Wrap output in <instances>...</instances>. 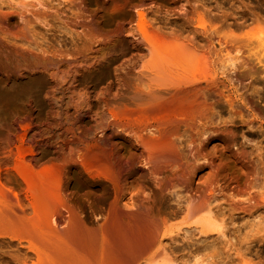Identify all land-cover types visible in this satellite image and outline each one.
Here are the masks:
<instances>
[{
    "label": "bare ground",
    "instance_id": "1",
    "mask_svg": "<svg viewBox=\"0 0 264 264\" xmlns=\"http://www.w3.org/2000/svg\"><path fill=\"white\" fill-rule=\"evenodd\" d=\"M112 1L114 0H100L104 4ZM0 2H7L5 6L0 5V22L8 23H16V17H8L9 12L4 7L9 9L13 3L36 6V3H24L23 0ZM149 2L151 0H126L125 6L115 5L111 9H120L118 27L115 30L118 35L122 33L123 25L130 21L132 12L134 17L136 15L134 24L142 33L140 42H128L118 36L105 47L96 36H91L83 49L74 51L79 56L72 60L67 59V54L61 52H56L55 56L53 54L54 59L49 60V57L31 50V54L43 62L32 66L40 73L31 77L28 85H39L45 95H52L56 106L62 101V97L55 94L56 88L59 84L66 85L64 88L69 90L68 102L73 112L77 111L78 103L82 102L79 105L82 104L86 114L81 120L88 130L93 133L100 132L101 135L109 124L113 128L111 132H104L103 142L96 135L89 137L76 155L71 150L64 154L62 150L52 146L47 138H41L32 124L35 117L31 115L26 102L18 115L7 123L4 138L0 139V221L17 226L26 234L24 258L34 256V264H133L155 242L161 244V239L157 238L158 226L147 220L139 225L140 239L118 243L100 241L92 221L74 214L68 200L76 202L83 195L98 197L104 188V171L118 166L117 159L120 156L127 157L129 176L139 177L142 171L136 165H147L154 156H158L156 152L153 155L147 148L156 142V137L152 134L160 132L159 129L154 130L155 127L148 118L167 105H172L173 113L164 114V124L180 123L186 130L196 129L197 135L203 134V130H210L205 141L199 140L201 144H196V140L192 141L194 160L178 164L180 175L184 179L182 181L188 186L196 185L197 190L201 188L203 193L223 185L232 188L237 194H245L249 190L252 168L243 149H233L237 143L233 136L234 131L225 124L213 129L207 128V125L211 124L214 108L222 98L227 102L229 112L237 115L240 113L233 108L229 95L222 90L224 85L220 84L222 80H219L215 67L216 60L224 55L221 60L227 64L222 61L223 65L220 66L232 65L233 71L245 69L238 72L243 76L260 74L262 70L258 71V67L254 66L259 63L264 66V32L256 30L230 39L217 36V50L212 41H208L204 47L187 38L164 45V42L145 33L143 9ZM164 2L169 4L167 9L171 12L178 5V0ZM188 20L195 32H204L208 28L201 13L193 12ZM79 26L83 32L91 28L97 34L102 29L95 16L89 21L82 17ZM133 26V22H130V33ZM209 30L216 34L211 26ZM90 42H96L97 45L92 46ZM108 54H111L110 58L106 57ZM99 58L108 60L105 67L95 66ZM120 59L127 62L124 63L128 65L125 72L127 78L138 80V84L130 90L112 91L110 79L115 75L109 72L108 67L112 62H120ZM253 60L256 61L252 65ZM236 61L239 63L236 64ZM91 67L99 70L93 71L95 77H91L92 72L87 71ZM15 79L16 76H0V81L6 84L14 82ZM104 82L105 90L97 93V86ZM30 86L23 87L19 94L23 96L29 92ZM69 94L67 92L64 95ZM65 99L66 97L64 101ZM45 105L49 106V103ZM121 105L132 106L130 109L135 108L142 114L143 121L139 127L145 132L135 135L133 130H127L119 122L116 108ZM68 111L65 110V113ZM26 119L29 122L22 124ZM164 145L167 146L164 157L178 156L181 159L176 147L168 146V142ZM203 169L208 170L205 180L202 178ZM201 181L203 185L198 183ZM142 192L144 188L135 178L125 181L115 191L118 199L111 210L116 213L131 210L130 200L136 201V194ZM213 192L215 190L201 195L203 198L199 196L202 200L195 203L196 206L192 207L194 209L189 210V218L195 224L194 228L201 231L215 230L217 235H223L222 226L213 219L212 207L208 202L214 196ZM60 208L67 214L64 226H60L57 215ZM137 208H142V204ZM254 216L255 213L252 218ZM256 220L257 217L253 222ZM166 260L160 263H169Z\"/></svg>",
    "mask_w": 264,
    "mask_h": 264
},
{
    "label": "rangeland",
    "instance_id": "2",
    "mask_svg": "<svg viewBox=\"0 0 264 264\" xmlns=\"http://www.w3.org/2000/svg\"><path fill=\"white\" fill-rule=\"evenodd\" d=\"M125 1L114 0L104 4L100 0H23L24 3H36V6L13 3L9 9L4 7L9 12L8 17H16V23L0 22V76H16V79L7 84L0 81V139L4 138L7 123L18 115L25 102L29 105L31 115L35 117L32 124L41 138H47L52 146L62 150L64 154L71 150L77 155L89 137L96 135L103 142L104 132L113 131L110 124L101 135L100 132L88 130L81 120L86 114L82 104L79 105L82 102L78 103L77 111L73 112L68 102L69 90L64 88L66 85L59 84L56 88L55 94L62 97L57 106L52 95H45L39 85H28L30 78L40 73L32 66L43 62L31 54V50L49 57V60L54 59L56 52L67 54V59L72 60L79 56L74 51L83 49L91 36H96L105 47L118 36L128 42H140L142 33L134 21L131 33L128 31L124 35H118L115 31L120 9H111L115 5L125 6ZM0 3L1 6L7 5V2ZM168 5L164 0H151L143 9L145 33L164 42V45L187 38L204 47L208 41H212L217 50V36L230 39L256 30L264 32V0H178V5L172 12L167 9ZM193 12L201 13L206 20L208 28L204 32H195L192 23L187 21ZM93 16L102 25L99 34L91 28L83 32L79 26L82 17L89 21ZM210 26L215 29L216 34L209 30ZM90 44L97 45L96 42ZM223 56L216 60L215 65L219 80H222L220 84L224 85L222 90L229 95L233 108L240 113L237 115L229 112L228 104L222 98L215 106L211 124L207 128L213 129L223 124L229 126L237 141L233 149L242 148L252 168L249 192L237 194L227 185L216 186L214 196L208 199L212 217L221 224L223 235H217L215 230L201 231L190 222L189 210L194 209L192 207L196 206L195 203L202 200L201 195L214 190L203 193L201 188L197 190L196 185L188 186L182 181L184 179L178 165L194 160L192 141L196 140V144H201L199 140L205 141L210 130H203V134L197 135L196 129L186 130L180 123L164 124V114L173 113L172 105L161 108L148 118L155 127L154 130L159 129L160 132L152 134L156 137V142L147 148L158 156H154L147 165H136L142 171L139 177L129 176L127 157L120 156L117 159L118 166H115L114 161L115 167L104 171V188L98 197L83 195L76 202L68 200L74 209L71 211L84 220H91L100 241L105 243L140 239L139 225L144 220L156 224L159 233L157 238L161 239L162 245L155 242L133 264H162L160 262L166 259L172 264H264V66L260 63L254 66L258 67V71L262 70L260 74L243 76L238 72L245 69L233 71L232 65L220 66L223 65ZM106 57L110 58L111 54ZM255 61L253 60L252 65ZM107 62V59L99 58L95 66L105 67ZM120 62L118 60L107 66L109 72L115 75L110 79L112 91L130 90L138 84V80L125 75L128 65L124 63L127 62L124 59H120ZM118 63L121 65H117ZM235 63L238 64L239 61ZM94 70L95 67L87 70L92 72L91 77H95ZM104 83L97 86V93L105 90L106 82ZM25 86H30L31 90L22 96L19 92ZM66 91L69 98L65 96ZM45 103H49V106ZM130 108L133 107L121 105L116 108L119 122L127 130H133L135 135L145 132L139 127L143 121L142 114L137 109ZM65 110H69L68 113L71 114L65 113ZM38 113L39 116H36ZM27 122L28 119L21 123ZM166 142L169 143L168 146L176 147L181 159L178 156L164 157ZM102 145L108 148L105 143ZM204 169L203 180L208 174V170ZM134 178L143 186L144 192L136 194V201L130 200L131 210L114 212L111 208L118 199L115 191L125 181ZM198 183L202 184V181ZM141 204L142 208H137ZM61 209L57 210V215L60 226H64L67 214ZM257 212L259 216L256 215ZM248 213L251 214L247 215ZM256 217L257 220L253 222ZM26 246L25 233L13 224L0 221V264H34V256L24 258ZM160 249L165 253L161 252L165 255L164 258L160 256Z\"/></svg>",
    "mask_w": 264,
    "mask_h": 264
},
{
    "label": "water",
    "instance_id": "3",
    "mask_svg": "<svg viewBox=\"0 0 264 264\" xmlns=\"http://www.w3.org/2000/svg\"><path fill=\"white\" fill-rule=\"evenodd\" d=\"M134 18H135V17H134V14H133V12H132V15H131V19H130V21H129V22H126V23L123 25V30H122L121 35H124V34H126V33L128 32L130 22H133V21H134Z\"/></svg>",
    "mask_w": 264,
    "mask_h": 264
}]
</instances>
